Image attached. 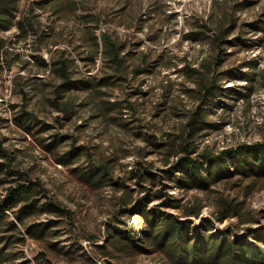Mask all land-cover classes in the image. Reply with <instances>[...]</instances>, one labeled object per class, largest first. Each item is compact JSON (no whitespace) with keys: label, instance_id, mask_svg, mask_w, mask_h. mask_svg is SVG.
<instances>
[{"label":"rangeland","instance_id":"rangeland-1","mask_svg":"<svg viewBox=\"0 0 264 264\" xmlns=\"http://www.w3.org/2000/svg\"><path fill=\"white\" fill-rule=\"evenodd\" d=\"M263 19L264 0H19L13 27L0 31L9 51L0 64V137L20 168L41 180L76 218L74 231L61 223L54 229L56 238L29 239L22 249L29 264H167L160 252H116L109 247L107 255L106 249L98 248L106 245L109 224L121 228L132 224L118 211L119 197L127 189L89 188L77 176L76 166L58 164L43 145L53 136L64 137L56 152L66 153L76 140L94 156L115 158V179L123 180L135 198L147 196L160 187L140 183L133 174L147 168L159 174L166 168L170 148L156 149L147 139L154 136L169 144L180 134L200 104L201 79L192 70L208 74V64L215 75H226L221 83L225 96L208 112V125L196 139L199 151L217 154L264 142V33L248 26ZM19 21L32 24L28 36L21 34ZM224 29L233 33L219 52L213 40ZM104 36L124 46V74L101 54L94 62L89 60L90 51L96 42L102 46ZM62 54L76 61L80 76L112 81L94 92L67 94L65 98L71 97L76 105V116L69 121L53 102L60 79L50 63ZM218 56L222 59L217 63ZM250 78L253 92L238 99ZM113 103L123 105V111L111 109ZM23 111L52 128L44 132L36 125L31 133L24 131L16 125ZM177 161L171 157V163ZM5 188H0V198ZM169 189L171 196L183 198L186 204L202 206L200 218L193 220L196 225L202 218L214 220L216 234L234 230L243 237L248 228L264 231V177L237 173L209 189L188 193L173 185ZM159 202H151L150 207ZM224 203H240L250 221L242 224L239 217L217 221ZM139 229L140 223L134 222V231L139 234Z\"/></svg>","mask_w":264,"mask_h":264},{"label":"trees","instance_id":"trees-1","mask_svg":"<svg viewBox=\"0 0 264 264\" xmlns=\"http://www.w3.org/2000/svg\"><path fill=\"white\" fill-rule=\"evenodd\" d=\"M18 2L19 0H0V31L13 27ZM30 26L32 24L24 21L18 23L21 34L25 36H28L27 27ZM248 26L255 32L264 33V19L258 23H249ZM232 33L231 30L224 29L213 40L219 52L223 51L222 45ZM7 46L8 42L0 39V64L9 54ZM123 52V45L104 36L102 46L96 42L88 58L94 62L98 54H101L110 62L112 68L124 74L127 65ZM36 59L43 65H48L45 59ZM221 59L218 56L217 63ZM13 65L14 62L9 64V68ZM50 65L52 72L60 79L54 89L53 102L67 121L76 116V105L71 97L65 98L67 94L74 91L94 92L95 88L112 82L110 77L94 81L93 78L80 76L75 72L76 61L67 54L52 58ZM207 67L210 71L208 74L192 70L201 79L197 90L200 104L190 113L188 123L180 134L169 144L160 142L154 136L153 139H147L156 149L166 145L170 147L164 160L166 168L159 174L151 173L148 168L133 174L140 183L151 182L153 187H160L147 196L135 198L123 180L115 179V158H109L103 153L94 156L87 146L80 145L76 140H73L66 153L56 152L64 137L53 136L48 144L43 145L46 151L54 154L58 164L76 166L77 176L89 188L113 187L116 192L127 189L119 197L118 211L120 216H128L132 224L127 228L109 224L106 245L98 247L106 249L107 255H110V247L116 252H160L167 264H264L263 230L248 228L246 236L243 237L234 230L216 234L214 220L202 218L197 225L194 222L193 218H200L202 206L186 204L183 198L169 194L171 185L188 193L194 189H209L221 181L231 179L237 173L246 178L264 177V142L240 145L217 154L199 151L196 139L208 125V112L214 111L221 103V97L225 96L221 83L226 75H215V71H211V64ZM249 81L245 92H241L238 99L250 97L254 90V80L250 78ZM110 108H119V111L124 109L120 103L110 104ZM41 124L42 122L37 121L27 111H23L16 119V125L28 133ZM51 128L49 124L41 125L44 132ZM173 156L178 158L176 163H171ZM1 187H6V193L0 198V263L22 260L21 264H29L30 261L22 250L29 239L42 242L56 238L58 234H55L54 229L61 223H66L69 229L72 228L71 231L76 230L75 213L57 200L41 180L20 168L16 156L0 137ZM154 201L160 202L150 207ZM168 210H175L180 214ZM44 216L47 218L44 219ZM233 217H239L242 224L250 221L248 214L242 212L240 203H224L217 221L223 223ZM134 222L140 223L139 234L134 231ZM41 257L46 259V253H42Z\"/></svg>","mask_w":264,"mask_h":264},{"label":"built area","instance_id":"built-area-1","mask_svg":"<svg viewBox=\"0 0 264 264\" xmlns=\"http://www.w3.org/2000/svg\"><path fill=\"white\" fill-rule=\"evenodd\" d=\"M46 58H48V56L46 55Z\"/></svg>","mask_w":264,"mask_h":264}]
</instances>
